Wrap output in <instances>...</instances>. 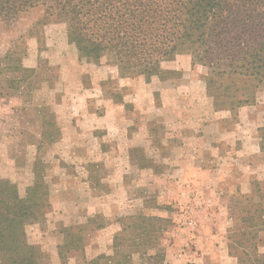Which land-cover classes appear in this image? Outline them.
<instances>
[{
  "label": "rangeland",
  "instance_id": "obj_1",
  "mask_svg": "<svg viewBox=\"0 0 264 264\" xmlns=\"http://www.w3.org/2000/svg\"><path fill=\"white\" fill-rule=\"evenodd\" d=\"M40 17V10H31L8 24L0 23V59L8 50L21 48L22 64L34 69L28 84L12 87L7 83L13 75L12 69L7 68L2 59L0 61V93L4 96L0 101V174L11 175L10 180L23 193L32 180L35 156L45 163L49 210L43 224L27 226L29 241L37 243L45 252L40 264H60L56 245L62 241L58 232L61 226H72L81 232L85 257L91 259L112 252L113 236L120 231V218L139 215L144 219L137 222L143 220L141 225L147 226L152 235L151 241L144 242L140 248L143 258L152 254L163 256L162 261L156 264H238L228 244L242 230L241 216H245L249 224L264 222V214L258 218L254 213L256 203L264 209V197L258 194L264 192V160L257 137V128L264 124V90L257 92L254 104L242 106L238 118L233 120L227 112L213 109L211 99L204 91L203 68L190 66L186 55H178L164 64L167 68L181 69V74L158 85H149L141 77L118 76L104 81L101 84L104 96L120 92L130 104L129 108L125 107L128 111L137 112L153 101L159 103L161 97L164 102L161 104L162 115L145 119L146 124L155 130L151 140L143 147L122 151L123 157L129 153L133 160L139 161L133 162V167L123 176L129 201L125 200L121 205L126 207L117 209L118 203L111 200L118 196L112 192L105 196L107 207L100 206L101 211L94 213L88 210L95 209L97 205L84 203L96 192L106 194L113 190L102 178L108 175L109 168L107 170L102 163H89L91 176L82 181L83 185L89 183L95 189H91L92 195L79 190L81 206L73 203L76 202L74 195L61 196L55 185L59 182V174L68 169L67 163L60 159L64 149L57 143L60 136H56V130L60 131V128L54 112V100L57 101L58 92H62L61 85H58L62 81L61 65L54 57L47 56L45 50L50 47L48 43L59 46L62 42H69L64 37L63 25L58 23H48L42 27L39 36H31L29 30L31 32ZM62 53L66 57L70 53L67 46ZM76 56L84 70L93 71L102 65L115 66L105 60L100 64L85 63L79 59L78 53ZM82 81L88 84V74L83 75ZM151 89H154L153 95ZM68 97L67 101L71 96ZM176 100L175 105L170 103ZM43 112H49L45 119L52 124L47 127L54 136L51 143L40 137V115ZM83 112L90 120L87 133L103 130L100 101H89ZM134 118V122H139ZM176 119L179 123L177 132L169 126L170 121ZM134 128L135 125L130 124L128 133ZM187 139L190 151L183 144ZM175 144L179 155L185 157L188 154L196 163L191 173L179 169L178 182L170 184L173 178L169 176V157ZM141 167L143 171H139ZM77 181L79 185L80 181ZM112 206H115L114 211ZM114 222L118 228L111 233L105 227ZM255 235L260 241L258 253L264 261V227ZM138 254L133 256V264L150 263L149 260L141 262ZM78 255L70 253L66 264H79Z\"/></svg>",
  "mask_w": 264,
  "mask_h": 264
},
{
  "label": "trees",
  "instance_id": "obj_2",
  "mask_svg": "<svg viewBox=\"0 0 264 264\" xmlns=\"http://www.w3.org/2000/svg\"><path fill=\"white\" fill-rule=\"evenodd\" d=\"M31 10L41 11L29 30L31 36H39L48 23L62 24L80 60L114 64L119 78L141 77L149 85H158L181 74V69L164 64L186 55L190 66L203 68L204 91L213 109L227 112L233 120L242 106L254 104L257 92L264 90V0H0V23L8 24ZM20 49H10L1 58L12 69L7 79L12 87H23L34 74L33 68L22 64ZM119 93L109 97L129 108ZM48 113L40 115V137L51 143L54 136L47 128L52 125L45 119ZM257 137L264 160V124L257 128ZM32 173L23 193L15 182L0 178V264H40L45 258V252L27 235V226L43 224L49 210L45 163L38 156ZM258 194L264 197V192ZM254 206L260 218L264 209L257 203ZM140 219L144 218H120L112 252L91 259L85 257L81 232L61 226L62 241L56 245L60 264H66L73 252L79 254V264H133L138 252L141 262L160 263L163 256L141 255L142 244L151 241L152 235L141 225L143 220L137 222ZM240 220L242 230L234 235L229 249L238 264H264L255 235L264 222L249 224L245 216Z\"/></svg>",
  "mask_w": 264,
  "mask_h": 264
},
{
  "label": "crops",
  "instance_id": "obj_3",
  "mask_svg": "<svg viewBox=\"0 0 264 264\" xmlns=\"http://www.w3.org/2000/svg\"><path fill=\"white\" fill-rule=\"evenodd\" d=\"M64 37L66 38L65 34ZM48 45L50 47H47V50H45V52H48L46 55L54 57L61 65L59 72L62 81L58 85H61L62 88L60 90L62 92H58V100H54V112L56 113L60 128V139L57 143L59 147L64 149L63 157L60 159L68 165V169L65 168V165V169L59 174V182L55 184L58 187L57 192L60 193L61 196L62 194L65 195L68 193L74 195L76 202L73 201V203H77L78 206H81L82 200H79V190L85 191L88 194L90 192L92 195L91 185H89V183L83 185L82 181L87 180L89 176H91L89 163H102L103 166H106L107 170L108 168L110 169L108 175L102 178L108 182L109 187L113 190L106 194L104 192L103 194L96 192L95 196H89V201L84 204L97 205L95 209L89 207L90 209L88 211H93L94 213L99 212L101 211L99 207H105L107 204L105 196H107V194L111 195L112 192H116L119 198L114 196L115 198L111 201L118 203L117 209L123 210L126 206L121 204L125 200L129 201L126 197L127 188H125L123 176L129 168L133 167V162L138 163L139 161L133 160V157L130 156L129 153L126 157H123L122 151H128V149L132 147H143L151 140V137H153L152 132L154 133L155 130L146 124L145 119L150 120L152 117L162 115L161 104L164 102V98L162 99L161 97L159 103L153 101L149 104H145V106L141 107L137 112L136 110L128 111L122 103L115 102L113 99L105 97L101 85L104 81L116 79L118 77V69L116 66L102 65L95 68L93 71L84 70L79 60H77L75 46L69 43L66 44V42H62L59 46L58 44L49 43L47 46ZM66 46L70 52L67 54V57L62 53V50L66 49ZM85 74L89 76L87 85L82 81L83 75ZM68 95L71 97L70 100L68 99L67 101ZM2 97L4 96L0 95V101L4 100ZM91 100H98L102 103L104 126L103 130L100 132L92 130L93 132L87 133L89 131L87 124L90 120L84 115L83 110L87 108L88 102ZM172 100H174V98ZM170 103L175 105L177 100L175 102L171 101ZM134 117L139 119V122H134ZM170 123L169 126L177 132V127H179L177 119L175 121H170ZM130 124H134L135 128L130 131L131 133H128ZM183 144L185 145V149L190 151L191 145L188 144V139ZM175 145L169 157V176L173 178L170 179V184L172 182H178L179 169H182L184 173H191L193 170L192 167L194 163H196V160L191 159L188 154H186L185 157L179 155L177 144ZM179 148L182 149V146L180 145ZM116 149H118V151ZM69 163H72L73 166L71 167ZM139 171H143V167H141ZM155 176H157L156 173ZM11 177V175L5 173L0 174V178L11 179ZM256 177L259 178L258 175H256ZM77 180L80 181L79 185H77ZM200 182L202 183V181ZM201 183L199 185H201ZM174 188L173 186V189ZM93 189L95 188L93 187ZM120 193L122 194L119 195ZM174 193H177V191ZM83 209L85 208L83 207ZM114 210L115 206H112V211ZM102 212L107 214L104 211ZM105 228L113 233L117 230L118 226L116 222H114L110 223ZM105 228H103V230H105Z\"/></svg>",
  "mask_w": 264,
  "mask_h": 264
}]
</instances>
